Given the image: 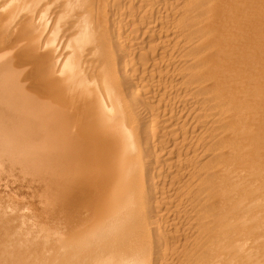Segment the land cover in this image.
<instances>
[{
	"label": "bare ground",
	"instance_id": "1",
	"mask_svg": "<svg viewBox=\"0 0 264 264\" xmlns=\"http://www.w3.org/2000/svg\"><path fill=\"white\" fill-rule=\"evenodd\" d=\"M37 1L0 0V264H264V0H129L108 47Z\"/></svg>",
	"mask_w": 264,
	"mask_h": 264
},
{
	"label": "rangeland",
	"instance_id": "2",
	"mask_svg": "<svg viewBox=\"0 0 264 264\" xmlns=\"http://www.w3.org/2000/svg\"><path fill=\"white\" fill-rule=\"evenodd\" d=\"M59 1V2H58ZM38 0L37 2H38V4L40 3L41 4V2H42V4H44L45 2V5H40V6H37V11H39V14H38V12L36 11V18H38V19H36V21H44L45 23H46V27L47 28H45V32H50V35L53 37V41L52 42H54V44H56V47H58L61 43L60 42H63V41H61V40H63V38H65L64 37V35L65 34H67V32L70 30V25H71V21L73 20V16L75 15L76 16V13H77V15L80 13H82V12H89L90 13V16H89V20L91 21V39H94V38H96V39H99V41L101 40V39H103V37H104V42H103V46H105V47H108V46H114V43L111 41V35H112V31L114 30V28L113 27H115L114 26V24L116 25V23L118 22V21H120V18L122 17L121 16V13H122V10H124V9H122V8H127L129 5H128V3H132L131 1H129V0H76L77 1V3H75V4H77L76 5V7H73L72 8V5H70V3L68 4V3H66V5L68 6H66L65 4H63V3H65V2H67V1H63V0ZM75 1V2H76ZM81 1V2H80ZM88 1V2H87ZM173 1H175L174 2V4L175 3H177L176 5H174V7L175 8H177L179 5V3H180V1H178L177 2V0H173ZM83 2V3H82ZM87 2V3H86ZM91 2V3H90ZM97 2V3H96ZM102 2V3H101ZM128 2V3H127ZM50 3V4H49ZM61 3H62V5H61ZM96 3V4H95ZM134 3V2H133ZM55 4V5H54ZM81 4V5H80ZM102 4V5H101ZM50 5V6H49ZM97 5V6H96ZM128 5V6H127ZM42 6L44 7V10L42 9ZM58 8H57V7ZM65 6V7H64ZM71 6V7H70ZM75 6V5H74ZM82 6H84L83 7V9H82ZM94 6V7H93ZM102 6V7H101ZM127 6V7H126ZM49 7V8H48ZM78 7V8H77ZM89 8V10L87 9V8ZM67 8V9H66ZM40 9V10H39ZM47 9V10H46ZM50 9H51V11H50ZM55 9V10H54ZM82 9V10H81ZM84 9L86 10V11H84ZM92 11H91V10ZM81 11V12H79L78 13V11ZM100 10V11H99ZM115 10V11H114ZM118 10H120V11H118ZM41 11H42V15H40L41 14ZM43 11H45V13L43 12ZM46 11H49V12H46ZM55 11V13H53ZM58 11V12H57ZM72 11H74L75 13H72ZM92 13H91V12ZM117 11V12H116ZM99 12V13H98ZM114 12V13H113ZM43 13L45 14V15H43ZM61 13H63V15L61 14ZM94 13V14H93ZM101 13V14H100ZM111 13L113 14V16L111 15ZM38 14V15H37ZM48 14V15H47ZM57 14V15H56ZM68 14V15H67ZM79 14V15H80ZM91 14H92V16H91ZM100 14V15H99ZM112 16H110V15ZM115 14V15H114ZM49 17H47V16ZM72 15V16H71ZM107 15V16H106ZM41 16H43V17H45V19L43 20V19H41L42 17ZM51 16V17H50ZM56 16V17H55ZM105 16V17H104ZM41 17V18H40ZM59 17V18H58ZM64 18V20H62L63 18ZM66 17V18H65ZM70 17V18H69ZM71 17H72V19H71ZM98 17V18H97ZM170 17H174V15H171V16H169V18ZM48 18V19H47ZM93 18V19H92ZM104 18V19H103ZM107 18V19H106ZM57 19V20H56ZM87 19V20H88ZM100 19H101V21H102V23H101V21H100ZM106 19V20H105ZM171 19V18H170ZM55 21V22H54ZM66 21V22H65ZM68 21V22H67ZM89 21V22H90ZM98 21H100V22H98ZM60 24H59V23ZM64 22V23H63ZM93 23V24H92ZM99 23V24H98ZM105 23H106V25H105ZM54 24V25H53ZM58 24V26H56ZM65 24V25H64ZM70 24V25H69ZM113 24V25H112ZM51 25H52V27H51ZM95 25V26H94ZM103 27H102V26ZM50 26V27H49ZM69 26V27H68ZM93 26V27H92ZM53 28V29H52ZM67 28V29H66ZM101 28V29H100ZM46 29H48V30H46ZM52 29V30H51ZM69 29V30H68ZM94 29V30H93ZM100 29V30H99ZM51 30V31H50ZM112 30V31H111ZM93 31V32H92ZM59 32V33H58ZM65 32V33H64ZM102 32V33H101ZM99 33H100V37H98L99 36ZM105 33V34H104ZM61 34V35H60ZM93 34V35H92ZM97 34H98V36H97ZM109 34V35H108ZM111 34V35H110ZM101 35H104V36H101ZM94 36V37H93ZM95 36H97V37H95ZM107 36V38H105ZM61 37H63V38H61ZM102 37V38H101ZM55 38V39H54ZM103 41V40H102ZM111 41V42H110ZM106 42V43H105ZM58 43H59V45H58ZM98 43V42H97ZM109 43V44H108ZM105 44V45H104ZM111 44V45H110ZM95 45H99V44H96V42H95ZM55 46V45H54ZM86 47V44H84L83 45V48H85ZM86 50H88L89 49V47L87 48H85ZM81 50V49H80ZM136 56V55H135ZM138 56V55H137ZM137 59H138V57H137ZM136 59V60H137ZM140 59V58H139ZM116 61V60H115ZM117 63H120V60L118 59L117 60ZM134 89V91L136 90V89H139V90H136V93L137 92H140V94L138 93V97H139V99H141V100H139L138 101V98L136 97V96H134L133 98H134V100H136L135 102H138L137 104H136V111H137V113H138V115L140 114V116L142 115V113H143V111L141 110V108H144L145 110L146 109H148L149 107H146V106H149V103H148V101H147V99H144V94H143V92H142V88H140V87H137L136 86V88L135 87H133ZM141 90V91H140ZM136 95V94H135ZM142 95V96H141ZM135 97H136V99H135ZM141 97H143V98H141ZM141 103V104H140ZM138 104H140L139 106H138ZM138 107H139V109H138ZM146 107V108H145ZM138 109V110H137ZM141 110V111H140ZM138 117V116H137ZM162 122H159V123H157L154 127H157L158 125H160ZM159 128V127H158ZM160 129V128H159ZM152 132H154V129H152L151 130ZM5 195V194H4ZM6 195H7V192H6ZM5 195V196H6ZM18 197H21V196H18ZM18 200V199H17ZM28 201V200H27ZM29 202V201H28ZM21 204V203H20ZM22 214L23 212H21V211H17V213H18V215H20V213ZM13 213V212H12ZM8 215H9V213H8ZM11 215V214H10ZM9 215V216H10ZM15 215H17V214H15ZM15 215L13 214L12 216H14L15 217ZM17 215V216H18ZM8 216V217H9ZM28 216V215H27ZM11 217V216H10ZM10 217L8 218V219H10ZM14 223H16V221H13ZM1 229V228H0ZM2 230V229H1Z\"/></svg>",
	"mask_w": 264,
	"mask_h": 264
}]
</instances>
